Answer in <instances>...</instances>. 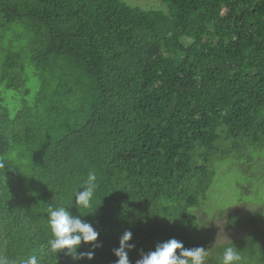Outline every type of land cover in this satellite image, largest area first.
<instances>
[{"label": "trees", "instance_id": "obj_1", "mask_svg": "<svg viewBox=\"0 0 264 264\" xmlns=\"http://www.w3.org/2000/svg\"><path fill=\"white\" fill-rule=\"evenodd\" d=\"M0 0V257L10 264H130L169 239L221 264H264V207L208 210L217 172L264 190V0ZM96 174L91 206L74 193ZM99 233L52 252L49 207ZM203 213L205 215L200 214ZM241 235L213 240L206 217Z\"/></svg>", "mask_w": 264, "mask_h": 264}, {"label": "clouds", "instance_id": "obj_2", "mask_svg": "<svg viewBox=\"0 0 264 264\" xmlns=\"http://www.w3.org/2000/svg\"><path fill=\"white\" fill-rule=\"evenodd\" d=\"M0 167H3L0 164ZM96 174L94 171L88 173L86 187L74 193V203L82 208L91 206L92 197L95 191ZM48 225L51 230V239L48 241L49 249L56 254L65 251L72 259L86 257L91 260L93 252L78 253L77 250L84 244H92L97 241L99 233L90 223L85 222L80 217L73 215L69 209L60 207H49ZM132 238L130 231H125L119 240V247L113 250L118 258L116 264H130L128 250L134 245L129 241ZM208 250L203 247L184 248L181 241L169 239L156 245L154 251L141 256L136 264H206ZM241 260L239 251L234 247H227L222 256L221 264H238ZM0 264H10V262L0 257ZM14 264V262H12ZM21 264H40L36 256H31L23 260Z\"/></svg>", "mask_w": 264, "mask_h": 264}, {"label": "rangeland", "instance_id": "obj_3", "mask_svg": "<svg viewBox=\"0 0 264 264\" xmlns=\"http://www.w3.org/2000/svg\"><path fill=\"white\" fill-rule=\"evenodd\" d=\"M127 4L131 6H137L144 10L149 9H157V10H163L166 11L167 7L164 2L161 0H123ZM216 178H218L214 182V187L212 189L213 195H212V201L210 204H208V210L211 209V207H215L216 205L222 204L227 205L226 208L231 209L234 207H240L246 212H255L260 207H264L263 203L258 204L256 202H252L250 200H244L241 199L239 202H234L235 199H238L239 196L237 195L235 188H234V178H232V173L224 174V171L217 172ZM255 201H264V190L261 191V193L254 199ZM264 212V210H263ZM201 214V212H200ZM201 215H204L203 213ZM205 217V215H204ZM208 220L205 219L206 223H210L213 225L212 232H213V240L218 241H224L228 239H232L236 236H239L244 232V228L240 227H233L228 226L225 227L223 224V220L220 218H217L215 216V213L212 215V217H206Z\"/></svg>", "mask_w": 264, "mask_h": 264}]
</instances>
